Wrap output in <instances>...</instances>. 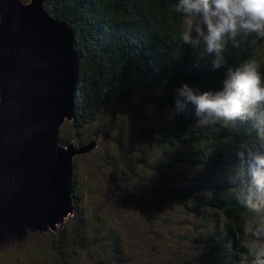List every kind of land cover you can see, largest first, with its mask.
Returning a JSON list of instances; mask_svg holds the SVG:
<instances>
[{
    "label": "trees",
    "instance_id": "trees-1",
    "mask_svg": "<svg viewBox=\"0 0 264 264\" xmlns=\"http://www.w3.org/2000/svg\"><path fill=\"white\" fill-rule=\"evenodd\" d=\"M174 3L175 0H44V9L51 17L72 27L80 67L74 119L69 124L74 135H63L62 127L59 144L65 146L74 140L78 147L89 144V139H84L85 129L92 126H96L93 137L106 136L128 96L141 89H153L152 100L163 119L144 137L164 160L150 163L132 154L126 158L128 171L136 176L138 167L167 172L187 165L205 172L198 186L157 192L189 213L218 215L222 231L214 237V242L220 243L217 264H238L239 254L244 251L237 239L244 210L230 193L234 185L229 170L239 162L236 152L241 145L255 136L252 121L237 119L229 128L199 125L193 105L186 104L182 112H176L175 102L177 89L185 84L201 91L221 90L227 69L248 59H255L264 74V39L251 47H229L222 66L214 69V53H208L203 45L193 49L182 42L183 20L174 12ZM111 97L114 105L110 108V123L102 125V129L101 113ZM74 176L73 173V236L62 229L52 244L64 264H70L65 257L74 262L73 258L87 256L91 246L100 243L86 230L82 196ZM111 252L96 258L95 264H125L118 239Z\"/></svg>",
    "mask_w": 264,
    "mask_h": 264
},
{
    "label": "rangeland",
    "instance_id": "rangeland-1",
    "mask_svg": "<svg viewBox=\"0 0 264 264\" xmlns=\"http://www.w3.org/2000/svg\"><path fill=\"white\" fill-rule=\"evenodd\" d=\"M261 55L264 62V48ZM154 94L151 88L130 94L106 136L93 137L96 126L85 129L84 139H89L90 150L74 158L73 173L82 196L86 230L100 243L91 246L87 256L73 258L74 262L65 257L66 263L95 264L99 256L112 253L116 239L122 244L125 264L218 263L220 243L214 242V237L222 231V219L209 212L189 213L157 192L198 186L205 172L187 165L167 172L138 167L133 176L126 166V158L132 154L150 163L164 160L144 137L163 119L153 103ZM113 105L111 97L101 113V128L110 123ZM69 124L65 122L62 134L71 137L74 130ZM73 227L72 214L55 230L32 232L26 223L0 230V264H64L52 244L62 229L72 237Z\"/></svg>",
    "mask_w": 264,
    "mask_h": 264
},
{
    "label": "water",
    "instance_id": "water-1",
    "mask_svg": "<svg viewBox=\"0 0 264 264\" xmlns=\"http://www.w3.org/2000/svg\"><path fill=\"white\" fill-rule=\"evenodd\" d=\"M29 1L0 0V230L44 232L74 213L73 160L90 145L59 144L80 79L72 27Z\"/></svg>",
    "mask_w": 264,
    "mask_h": 264
},
{
    "label": "clouds",
    "instance_id": "clouds-1",
    "mask_svg": "<svg viewBox=\"0 0 264 264\" xmlns=\"http://www.w3.org/2000/svg\"><path fill=\"white\" fill-rule=\"evenodd\" d=\"M173 10L184 22L182 42L214 53V69L222 66L229 47H251L264 39V0H175ZM177 96L176 112L193 105L199 125L229 128L237 119L252 121L255 136L241 145L239 162L229 170L230 193L244 210L238 264H264V74L259 64L248 59L229 67L219 91L185 84Z\"/></svg>",
    "mask_w": 264,
    "mask_h": 264
}]
</instances>
